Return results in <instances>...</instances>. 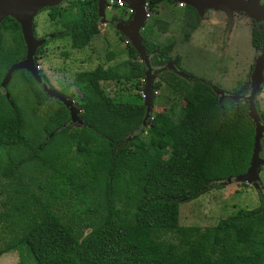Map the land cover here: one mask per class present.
<instances>
[{
  "label": "trees",
  "instance_id": "obj_1",
  "mask_svg": "<svg viewBox=\"0 0 264 264\" xmlns=\"http://www.w3.org/2000/svg\"><path fill=\"white\" fill-rule=\"evenodd\" d=\"M158 1L147 0L148 9ZM189 9L184 23L190 31L198 16ZM41 10L59 29L35 48L33 59L49 40L64 37L81 49L99 32L96 0H64ZM140 43L151 67L169 60L184 75L162 77L183 100L180 118L154 113L141 126L142 103L99 89V81L143 77L128 44L126 60L76 73L80 123L71 124L64 105L48 99L26 70H13L1 86L25 47L17 22L0 20V235L6 239L0 254L14 249L19 264H264L260 191L256 206L236 208L212 225L177 223L179 203L220 188L248 167L253 123L246 101L228 93L219 99L211 82L180 68L177 55L166 56L143 35ZM249 43L264 47V24L249 28ZM261 77L264 84V66ZM158 86L155 81L151 89ZM253 105L264 126L254 98ZM258 143L264 161V131Z\"/></svg>",
  "mask_w": 264,
  "mask_h": 264
},
{
  "label": "rangeland",
  "instance_id": "obj_2",
  "mask_svg": "<svg viewBox=\"0 0 264 264\" xmlns=\"http://www.w3.org/2000/svg\"><path fill=\"white\" fill-rule=\"evenodd\" d=\"M256 4L262 5L264 0H256ZM62 5L68 6L69 3L62 2ZM105 6L102 19L104 24H98L99 32L92 36L84 47L73 49L66 38H56L45 43L33 59L36 70L45 76L53 89L70 94L68 99L73 106L79 94L74 81L76 73L90 70L95 65L113 66L128 58L126 48L129 43L120 38L114 29L115 21L111 19L113 15L118 18V21H125L128 9L126 6L117 4L115 6L107 2ZM189 8L191 7L184 4L181 9L169 10L168 13L172 15V20L169 22L164 21L162 11L159 14H153L151 11L149 17L142 22L139 36L145 33L146 40L155 44L160 43L162 53L166 56L173 58L177 55L181 69L211 82L220 94L228 93L246 101L252 84L250 73L253 60L258 54L264 53V47L255 49L250 45L249 28L254 24H264V20L255 22L243 11L233 12L231 24L227 29L226 16L222 11L204 9L202 11L204 16L196 14L198 21L190 32L187 25L179 19L182 9L191 11ZM32 22L35 37L38 39H46L52 31L59 29L56 21H50L47 18L46 10L34 14ZM165 23L167 24L165 29H162V32L159 31ZM184 33L188 34V37L183 40L181 36ZM136 59L139 60L138 56ZM170 71L184 76L173 65L170 68L165 65L151 67V104L147 116L160 113L172 121L180 118L183 100L162 81V77ZM39 78V82H44L41 77ZM17 80L18 73H15L10 82L14 84L18 82ZM155 81H158L159 86L152 90L151 84ZM44 84L46 85L45 82ZM141 86L142 78L99 81V89L108 96L140 103L143 102ZM8 89L11 90L10 86ZM15 89L19 92L17 87ZM20 94H23V89ZM253 98L256 101L257 110L264 113V84H260L254 91ZM46 102L54 105L51 100ZM68 121L71 123L69 119ZM141 136H144L143 131ZM257 191L264 193V161L256 164L252 181L232 178L218 189H209L190 201L179 203L177 223L199 227L212 225L218 218L230 214L236 208L256 206ZM5 241L6 239L0 235V247ZM0 264H19L15 250L10 248L2 252Z\"/></svg>",
  "mask_w": 264,
  "mask_h": 264
},
{
  "label": "water",
  "instance_id": "obj_3",
  "mask_svg": "<svg viewBox=\"0 0 264 264\" xmlns=\"http://www.w3.org/2000/svg\"><path fill=\"white\" fill-rule=\"evenodd\" d=\"M64 0H0V20L9 16L13 18L20 30L21 38L24 43V55L23 57L15 63L9 65L4 75L1 79V86L5 84L8 80L10 73L18 68L26 70L30 76L41 86V90L51 98L57 99L61 102L64 107L67 109L69 114V120L71 123L78 124L80 120L77 117L78 109L75 108L71 101L57 93L54 89L48 87L44 82H39L40 78L37 73L36 67L33 63V53L35 48L40 45L43 40L34 38L32 35V17L36 12L48 6L56 5L57 3ZM125 4L127 8L131 10L127 19L123 22L116 21L114 23V29L125 38V40L130 44L134 49L135 53L138 56V61L143 65L144 73L142 77V86L141 92L143 97V117L141 120V125L144 124V120L147 118L148 110L151 104L150 98V81H151V67L148 62V54L144 51L139 36V29L144 20V11H143V2L146 0H120ZM175 2H182L183 4L193 8L198 16L202 15L204 9L220 10L226 16L227 29L231 24V14L233 12L243 11L248 16L254 19L255 22L264 20V4H256V0H170ZM105 6V0H96V11H97V20L101 22L103 17V8ZM165 66L170 68L172 65L169 63V60L166 61ZM264 66V53L258 54L253 60V65L250 73L251 78V88L250 92L246 98V113L253 123V140H252V149L251 156L249 159L248 167L245 172L235 176L233 179H248L251 180L255 176V166L257 163L263 161L258 157L257 151L259 149L258 139L262 132L264 131V126L257 117L256 111L253 105V93L258 89L259 85L262 82L261 69ZM217 92V91H216ZM219 99L222 94L217 92ZM229 97L236 99V96L227 94ZM5 97L8 96L5 94ZM229 181L226 179L225 182Z\"/></svg>",
  "mask_w": 264,
  "mask_h": 264
},
{
  "label": "crops",
  "instance_id": "obj_4",
  "mask_svg": "<svg viewBox=\"0 0 264 264\" xmlns=\"http://www.w3.org/2000/svg\"><path fill=\"white\" fill-rule=\"evenodd\" d=\"M106 6H104V8H105ZM184 7V4H183V6L181 5V6H178L177 5V3L175 2V1H170V0H159L158 2H156L155 4H154V6H152L151 7V9L149 8V10H148V17H149V15H150V12L152 11V13L154 14V13H157V14H159V12L160 11H162V13H163V15H164V17H163V19H164V21L165 22H169V21H171L172 20V15L170 14V13H168L169 12V10H171V9H181V8H183ZM103 8V9H104ZM127 9H129V8H127ZM130 10V9H129ZM128 11V10H127ZM131 11V10H130ZM129 12H127V14L125 15V16H129ZM169 14V15H168ZM202 15H203V13H202ZM187 16H190V14H188V11H185V10H183L182 9V11H181V14H180V17H179V19H181L180 21H188V17ZM204 16V15H203ZM162 17V16H161ZM102 19H103V17H102ZM144 19H146V18H144ZM202 20V18L200 19V21ZM113 21V20H112ZM116 22V21H115ZM99 23H102V20H101V22H99ZM224 23V22H223ZM103 24H104V22H103ZM166 26H167V24H166ZM140 29H141V27H140ZM139 29V30H140ZM159 31H161L162 32V30L161 29H159ZM139 32V31H138ZM140 33V32H139ZM164 33H162V35H163ZM97 35V34H96ZM140 35V34H139ZM141 35H145V33H142ZM144 38H145V36H144ZM146 39V38H145ZM124 41H126V40H124ZM160 44V43H159ZM179 64H180V60H179ZM103 67V66H102ZM107 67V66H106Z\"/></svg>",
  "mask_w": 264,
  "mask_h": 264
},
{
  "label": "built area",
  "instance_id": "obj_5",
  "mask_svg": "<svg viewBox=\"0 0 264 264\" xmlns=\"http://www.w3.org/2000/svg\"><path fill=\"white\" fill-rule=\"evenodd\" d=\"M109 3V4H112L113 2L117 5H121V1L120 0H105V3ZM178 6H183V3L182 2H176ZM143 11H144V18H147L148 17V4H147V0L143 2ZM128 12L130 13L131 11L128 9ZM103 25V23H102Z\"/></svg>",
  "mask_w": 264,
  "mask_h": 264
},
{
  "label": "flooded vegetation",
  "instance_id": "obj_6",
  "mask_svg": "<svg viewBox=\"0 0 264 264\" xmlns=\"http://www.w3.org/2000/svg\"><path fill=\"white\" fill-rule=\"evenodd\" d=\"M204 11V10H203ZM203 13V12H202ZM260 48H262V47H260ZM259 49V48H258Z\"/></svg>",
  "mask_w": 264,
  "mask_h": 264
}]
</instances>
